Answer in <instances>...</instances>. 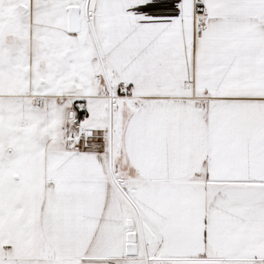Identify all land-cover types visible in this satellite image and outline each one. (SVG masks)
<instances>
[{
    "label": "snow or ice",
    "instance_id": "snow-or-ice-1",
    "mask_svg": "<svg viewBox=\"0 0 264 264\" xmlns=\"http://www.w3.org/2000/svg\"><path fill=\"white\" fill-rule=\"evenodd\" d=\"M0 264H264V0H0Z\"/></svg>",
    "mask_w": 264,
    "mask_h": 264
}]
</instances>
